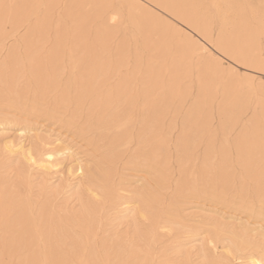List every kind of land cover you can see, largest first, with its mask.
Instances as JSON below:
<instances>
[{
    "label": "bare ground",
    "instance_id": "6f19581e",
    "mask_svg": "<svg viewBox=\"0 0 264 264\" xmlns=\"http://www.w3.org/2000/svg\"><path fill=\"white\" fill-rule=\"evenodd\" d=\"M260 2L261 0H0V122L7 121L14 111L21 113L27 110L30 114L49 118L58 114L60 120L68 125L75 124V131L79 135L99 132L98 141H104L100 147L106 154L103 161L106 168L101 169L102 177L97 183L88 178L90 168L80 162L77 164L76 170L81 179L79 187L86 185V178L89 181V193L77 210L69 211L57 208L53 201L47 200L39 204L38 200L31 198L30 189L36 175L40 176V184L44 187L55 166L53 161L69 148L62 145L59 138L50 142V145L31 140V134L30 139L22 143H15L8 137L2 138L0 159L7 161L17 156L22 171H19L15 180H10L0 172V260L76 261L78 264L81 261L84 264H94L96 261L131 260L134 264H168L155 263V245L170 229L165 228L166 223L175 227H183L185 224V220L181 221L178 214L169 213L172 204V207L169 205L165 210L161 206V192L168 180L167 170L172 169L167 164L174 153L173 159L179 169L174 187V204L177 200L188 202L195 194L199 195L198 191L200 194L204 193L202 196L210 198V201L222 200L234 180L232 172L228 170L234 163V156L230 158L229 149L223 146L216 154V159L215 143L217 140L225 142L232 128L237 123L239 125V116L250 99L248 96L256 88L247 79L242 80L226 73L222 59H229L225 53L227 49L229 53L239 55L242 60L250 59L255 64L254 67H245L243 63L230 59L235 65L258 70L261 60L257 53L261 37ZM4 4L43 5L44 7L23 10L25 15L37 17L40 26L37 27L36 20H33L27 27L21 28L17 24L5 33ZM58 8L60 9L57 11ZM93 22H99V26L91 34L90 24ZM214 24H218L216 36L212 32ZM23 29L24 33L19 35ZM115 32L134 34L137 40L140 39L141 46L147 53L143 69L139 68L129 75L121 70L125 66L123 42L117 46L113 56L106 61L102 58L104 46L107 41L110 43L108 39ZM91 35L94 37L88 40ZM193 55L204 58V63L207 64L199 75L196 99L189 104L192 105L183 117L179 118V114H174L172 118H167L166 103L175 95L184 93L180 89V82L188 74V60ZM65 56L67 63L64 64ZM140 61L137 63L140 64ZM6 63L13 65L11 71H6ZM112 79L116 80L114 84L110 83ZM218 87L223 89V98L217 118L218 129H213L214 115L211 114L213 109L210 111L209 105ZM257 91L261 92V88ZM259 104L260 113H256L250 128L240 130L233 142L235 165L237 163L244 170L243 176L238 177L239 188L234 193L241 200L248 193L252 196L264 195L260 125L264 104L261 101ZM72 105L74 108L71 109ZM257 110L255 108L254 111ZM80 118L87 129L77 126ZM240 126L242 127L241 124ZM22 129L19 127V130ZM200 148L202 157L200 165H197V150ZM126 157V169L144 168L143 171H152L155 176L153 188H140L141 183L139 188L130 191V195H124L115 188V167L119 159ZM245 200L239 206L251 213L252 209ZM129 207L134 216H137L133 217L137 222L133 224V237L121 238L109 233L106 225L111 215L110 210L119 211ZM198 222L201 225L202 222ZM209 226L208 223V228L213 229ZM213 230H210L211 233ZM236 230L226 239L234 249L244 250V235ZM227 232L225 234L228 235ZM259 236L264 238L261 233ZM201 251L203 264H212L208 252L204 249ZM208 251H211L210 256L217 258L216 261L220 264H234L233 258L237 257L231 252L229 255L228 251L219 255L216 254V249Z\"/></svg>",
    "mask_w": 264,
    "mask_h": 264
},
{
    "label": "rangeland",
    "instance_id": "374dc122",
    "mask_svg": "<svg viewBox=\"0 0 264 264\" xmlns=\"http://www.w3.org/2000/svg\"><path fill=\"white\" fill-rule=\"evenodd\" d=\"M59 9L60 8H58L57 11ZM170 23H171V21H170ZM90 26H91L90 27L91 34H93L95 29H97V27L99 26V22H93L92 24H90ZM179 26H182L184 29H187L182 24H179ZM217 28H218V24H214L212 27V32H214L213 36H216ZM214 29H215V31H214ZM183 31H181V33ZM187 31H189V30L187 29ZM21 32L19 33V35H22L24 33V29L21 30ZM130 35H131V37H130ZM93 37L94 36L91 35L90 38H88V40H91ZM124 37H126V38H124ZM108 40L110 43H108V41H107V43L104 46V51L101 53V56L105 61L108 59V57L113 56L115 54L117 46L120 44V42H123V48L125 51L124 52L125 66H123L121 70L124 73L128 72L127 74L129 75L132 71L135 72V71L139 70V68L143 69V67L146 65L145 60H146L147 53L142 48L140 39L138 38V40H137V38L134 36V34L127 33L125 35L122 32H119V33L115 32L110 36V39H108ZM123 40H125V41H123ZM260 41H261V37L258 40L259 52L257 50V53L259 54V58L261 59V56H260L261 43H260ZM124 42H125V44H124ZM136 42H138V43H136ZM129 43H130V45H129ZM125 45L127 48L124 47ZM137 45H138V47H137ZM129 46L132 47V48L130 47L131 50H130ZM140 46H141V48H140ZM143 53H145V54H143ZM130 55H131L132 59H130L131 58ZM138 55H139V57H138ZM141 57H143V58H141ZM64 59H65L64 60V64H65V62L67 63V56H65ZM128 59H130V60H128ZM227 59L228 58L222 59L223 70L226 71V73H228V74L236 75L238 78H240L242 80L247 79L248 82L250 83V85L253 84L252 87L256 88L255 90H251V93L248 96L250 99L248 100V104H246V109L239 116V125L237 123L232 128V131H230V133L226 136L225 142H221L220 140H217L215 143V150H214V153L216 152L215 155L218 154L220 148L225 146V148L229 149L230 158H232V156H234L232 158L234 163L230 167L232 171L230 170V168L228 169L229 172H232V174H233L232 178L234 180L230 184L231 188L229 189L226 197L222 200L219 199L217 201V200L211 199V201H210V198L209 199L207 197L205 198V195L202 196L204 193L200 194V192L198 191L197 193H199V195L195 194L194 197L190 198L191 200L188 199V202H187V200L185 202L177 200V201H175L176 203L174 204V201H173V199H174L173 197H175L174 187H175V184L178 180L177 178L179 177L178 172H177V170L179 171V169H178V165L175 164V161H174V159H175V153H174V156L172 157V159H170L171 162L169 160L168 161L169 164H167L172 169H170L166 165L167 166L166 168H169L167 170L169 181L167 180L165 182V184L167 186L164 184L165 186H163V189L161 192V203H162L161 206L165 210V209H168L169 205H170V207H172V205H173V207L169 211V213L172 215L178 214L179 218L181 217V221L185 220L183 222L185 224L183 227H180V226L175 227V225H172L171 223H166L164 225L166 229L167 228H170V229H167V233H164L161 236V239L155 245V250H154V253L156 254V256H155L156 258L154 257L155 263L167 262L168 264H177V263L184 262L185 264H203L204 258H202L203 252L201 250L204 249V251H207L209 253L208 254L206 252L208 257H209L210 263L220 264L216 261L217 258H213L212 256H210L211 251L209 252L208 250H210L212 248L216 249L215 252H217L216 253L217 255H219L220 253L222 254V252L224 253L225 251L226 252L228 251L229 253L231 252L233 256H237L234 258H233V256H231L233 258V261L235 262L234 264H237V263L241 264L240 263L241 261H242V264H253L255 259H256V261H262V259H263V256H264V252H263L264 251V238H261V236H259V235H260V233L264 235V216H263L264 215V199H263L264 195H253L252 196L251 194L248 193L249 195L248 194L246 195L247 196L245 198L246 200L242 199V200H245L247 202L248 206L252 209L251 213H248V212H246L240 208L239 205H241L240 203L242 202V200L239 197H237V195L234 196V193L239 188L238 177L243 176L244 170L241 166L237 165V163L235 165L236 156H235V152L233 149V144H234L233 142H235L236 136L240 133L239 131L244 129V128H246V129L250 128V126L254 120V117L258 113H260L259 112L260 111V104L259 103L261 101L264 104V100H262L261 92H259L260 93L259 94L257 89L261 88V86H259L260 85V79L262 77H264V74L260 73L257 69H255V71H254V69H252V68H250L251 69L250 70L249 68H245L244 66L235 65L230 59H228V60ZM137 60L138 61L141 60L139 62L140 64L137 63L138 62ZM188 61H190L187 64L188 74L185 78H182V80L180 82V89L182 88L184 90V93L175 95L174 97H172V99L168 100V102L166 103V107H167L166 109L169 113L167 111L165 112V114L167 115V118H172L171 116H174V114H175V116H178V114H179V118L183 117L187 113V111L189 110V107L192 105L191 104L189 106V104L193 103L196 99V95L198 93L197 90H198L199 75H200L201 71H203L204 67H206L207 64L204 63V58H198L197 55H193L192 58L189 59ZM131 62H132V65L130 64ZM259 62H260V60H259ZM196 63L198 64V66ZM202 63H203V65L204 64L205 65L202 66ZM232 66H235V67L233 68ZM233 69H235L236 72H233ZM189 70H191V71H189ZM238 72L240 73L239 75L236 74ZM246 72L250 75H248ZM252 77L255 78V81H253ZM113 80L114 79H112L110 81V83L114 84L116 82V80H114V81ZM184 80H185L184 83H186V81H187L186 84H184L182 82ZM196 80H198V81H196ZM181 83H183V84H181ZM193 89H194V91H193ZM222 90H223L222 87L221 88L218 87L217 90L215 89L214 94L211 97V98H213V99H211V101L213 100L215 102L210 101V105H209L210 111H212V109H213V111L211 112V114L214 115V120H213L214 123L212 124L213 129H215V128L218 129V125H219L217 118L219 116V113H218L219 107H220V104L222 103V98H223V91ZM192 92H193V94H192ZM194 93H195V95H194ZM174 99H176V100H174ZM190 99H191V101H190ZM184 102H185V104H184ZM256 104H257V107H256ZM253 105H254V108H253ZM72 108H74V105L71 106V109ZM182 108H184L185 110H183ZM255 108H256V110L257 109L258 110L254 111ZM22 112L23 111H21V113H20V111H19L17 113V111H14L12 116H10V118L7 121L0 122V140L2 138L8 137V138L14 140L15 143H22L25 140L30 139V137H31V140L35 139L38 142H41V143L44 142L43 144H45V145L46 144L50 145V142H52L56 138H59L60 140H58V141H61L62 145L65 144V146L67 148H69L68 151H66L64 154L60 155L58 158H56V160L53 161V164L55 166L52 168L53 171L48 176V180L46 181V184L44 185V187H42L40 184L41 178L39 175H36L35 177H33L34 179L32 180V182L30 184L31 185L30 186L31 198L38 200L39 204L44 203V201L47 202V200H48V201H53L52 203L57 208L59 207L60 209H65V210L67 209L69 211L77 210L79 208L80 202L83 200H86L88 197V193H89V192H87V190L89 188V184H88L89 181H86V178L84 179V182L86 185L83 188L79 187V182L81 181V179H80V177H78L79 173L76 170L77 164L80 162L81 164H84L88 168H90L88 178L90 181H93V183H97L96 181H100L99 179H101V177H102L101 176V169L106 168V165L103 163L106 154L104 152V149H102L100 147L101 145L104 144V141L103 142L98 141V138H99L98 136L100 133L99 132L89 133V132L84 131L85 134L79 135L75 131L76 125L75 124L68 125L66 122L60 120L61 118L58 114H56V116L53 115V118H51V117L49 118L48 116L44 117V115L37 116L34 113L30 114L27 110H24L23 113ZM170 112H171V114H170ZM14 114H16V115H14ZM17 116H19V117H17ZM14 117H16V118L14 119ZM240 118H241V120H240ZM80 119H78V124L76 123L77 126L78 125L83 126L84 128L87 129L86 124L83 123V119L82 118H80ZM57 122H59V123H57ZM16 124H18V125H16ZM240 124L242 125V127L240 126ZM260 125H261V123H260ZM19 127L23 128L22 129L23 131L19 130ZM27 128H28V130H27ZM69 129H70V131H69ZM231 132H232V135H231ZM26 134H28V135H26ZM30 134H31V136H30ZM35 135H36V137H35ZM39 140H42V141H39ZM227 140H229V142ZM228 143H229V145H228ZM38 148H39V146H38ZM197 152H198L197 154L200 158L198 157L199 160H197L198 163H196V164L200 165L201 157H202L201 156L202 155V148H200V150H197ZM199 152H200V154H199ZM217 158L218 157L216 155V159ZM126 160H127V157L119 159L118 160L119 162L117 163V165L115 167V171H116V174L114 176L115 182L113 181V183H115V185H114L115 188L119 189V191L124 195H130V193H131L130 191H132L133 189H136L137 187L139 188L141 183L142 184H141L140 188H142L143 186L148 187L150 189L153 188V186L155 185V183H154L155 182V176H154V174H152V171H148L147 169H145L147 171H143L144 168H142V169L139 168L137 170L126 169V165H125ZM17 161L20 162L19 159L17 158V156H13L12 158H10L7 161H4V159H0V172H2L5 176L10 178V180H15L17 178L18 174L22 171L21 165L19 166L20 163H18ZM88 164H89V166H88ZM171 165H173V167ZM17 166H19V167H17ZM16 167H17V170H16ZM69 167H70V169H69ZM117 167H118V170H117ZM122 168H123V170H122ZM124 168L126 170H124ZM169 170L172 172H170ZM168 171L172 174H170ZM146 173H147V175H146ZM148 174H149V176H148ZM146 177H147L148 181L145 180ZM117 182H119V184ZM150 182L153 183V185ZM62 187H64V188L62 190H59V188H62ZM80 189H82V190H80ZM171 195H172V197H170ZM199 197L202 199H199ZM165 198H166V200H165ZM196 198H197V200H196ZM170 199L172 201H170ZM193 199H194V201H192ZM168 200H169V202H168ZM252 200H254V201L252 202ZM260 200H262V201H260ZM133 202L135 203L134 200H133ZM178 202H180V203H178ZM163 203L165 204V207H164ZM250 204H252V205H250ZM134 205L137 206L136 203ZM175 205H176V207H175ZM181 205L183 208L181 207ZM234 205H235V207H234ZM262 205H263V207H262ZM133 206H131V207L133 208ZM131 207L126 208L124 210H119V211L118 210H112V209L110 210L111 215L109 216L108 221H107L108 224L106 225V229L108 230L109 233H114L117 237H121V238H125V237L128 238V236H129V238L133 237L132 236L134 233V227H133L134 225L133 224H136L137 222L133 218L136 216V214L134 216V212L131 210L132 209ZM178 208L180 209V211ZM172 211H174V212L172 213ZM180 212H181V214H180ZM185 214H186V216H185ZM203 216H204V218H203ZM209 217H211V218H209ZM136 218H137V216H136ZM203 219H204V221H203ZM137 221H138V219H137ZM186 221H188V222H186ZM198 221L202 222L201 225ZM207 222L209 223L210 228L212 227L214 229L216 227L218 229L215 228V231L213 229H209ZM205 224H207V225H205ZM205 226H207V228ZM233 226H234V228H232ZM253 226H255V227H253ZM251 227H253V228H251ZM180 229H182V230H180ZM235 229H237L236 231H238L239 233H242L244 235V236H242V238H243L242 241H244V243H245L244 244V250H243V248L238 249V250L234 249L228 243V240L226 239L232 232H235ZM210 230L211 231L213 230V232L211 233ZM216 230H218V231H216ZM215 232H216V234H215ZM225 232H227L228 235L225 234ZM221 233H222V235H221ZM216 236H217V238H215ZM220 236H222V237H220ZM252 242H253V244H252ZM210 244H211V246H210ZM205 246L208 248L207 250H206ZM227 247L228 248L230 247V248L227 249ZM259 248H261V249L259 250ZM156 249H157V251H156ZM235 251H236V254H235ZM239 251H242V252H239ZM247 258H249V259H247ZM253 258H255V259H253ZM260 258H261V260H260ZM246 259H247V261H246ZM250 260H252V261H250Z\"/></svg>",
    "mask_w": 264,
    "mask_h": 264
},
{
    "label": "snow or ice",
    "instance_id": "6c2138e0",
    "mask_svg": "<svg viewBox=\"0 0 264 264\" xmlns=\"http://www.w3.org/2000/svg\"><path fill=\"white\" fill-rule=\"evenodd\" d=\"M4 8V17H3V30L5 33L9 30L10 27H14L19 24L21 28L27 27L32 24L33 20H36L37 27L40 26V22L37 17L25 15L24 11L28 8H36V7H44L43 5H20V4H4L2 5ZM249 7H256L254 5H249ZM259 19H260V29H261V60L258 66V71L264 74V0H261L259 5ZM115 20V17H113ZM213 46L215 47V42H213ZM225 53L228 55L229 59H235L238 63H243L245 67H254L255 64L250 59H241V57L235 53H229L227 49H225ZM13 65L6 63V71H11ZM35 64L33 62V68ZM233 72H236L233 69ZM237 75L239 73H236ZM254 80V78H253ZM261 86V94L262 100H264V77L260 79ZM261 155L262 160H264V106H262V121H261ZM231 255V253H229ZM0 264H78L76 261H16L15 259H3L0 260ZM79 264H84L83 261L79 262ZM89 264H93V262H89ZM94 264H134L133 261H96ZM242 264V262H241ZM253 264H264V261H254Z\"/></svg>",
    "mask_w": 264,
    "mask_h": 264
}]
</instances>
